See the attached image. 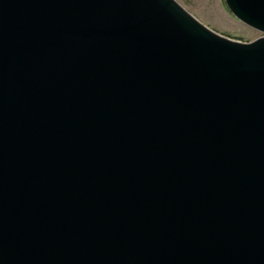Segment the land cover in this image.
<instances>
[{
	"label": "water",
	"instance_id": "95a60500",
	"mask_svg": "<svg viewBox=\"0 0 264 264\" xmlns=\"http://www.w3.org/2000/svg\"><path fill=\"white\" fill-rule=\"evenodd\" d=\"M224 1L264 34V0ZM0 264H264V35L0 0Z\"/></svg>",
	"mask_w": 264,
	"mask_h": 264
},
{
	"label": "rangeland",
	"instance_id": "374dc122",
	"mask_svg": "<svg viewBox=\"0 0 264 264\" xmlns=\"http://www.w3.org/2000/svg\"><path fill=\"white\" fill-rule=\"evenodd\" d=\"M188 12L210 29L242 42L264 35L238 20L224 0H176Z\"/></svg>",
	"mask_w": 264,
	"mask_h": 264
}]
</instances>
